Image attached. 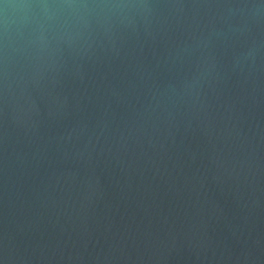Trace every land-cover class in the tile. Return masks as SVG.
<instances>
[{
    "label": "water",
    "instance_id": "95a60500",
    "mask_svg": "<svg viewBox=\"0 0 264 264\" xmlns=\"http://www.w3.org/2000/svg\"><path fill=\"white\" fill-rule=\"evenodd\" d=\"M0 264H264V0H0Z\"/></svg>",
    "mask_w": 264,
    "mask_h": 264
}]
</instances>
